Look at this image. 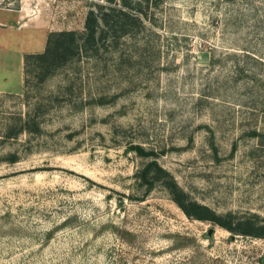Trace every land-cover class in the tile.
<instances>
[{"label": "rangeland", "instance_id": "374dc122", "mask_svg": "<svg viewBox=\"0 0 264 264\" xmlns=\"http://www.w3.org/2000/svg\"><path fill=\"white\" fill-rule=\"evenodd\" d=\"M125 1L140 4L145 31L51 76L31 64L23 88L16 51L42 53L51 32H84L96 4ZM0 9H25L33 26H0V84L18 92H0V264H262L264 239L188 217L139 172L156 158L190 200L264 221V143L251 135L264 134V0Z\"/></svg>", "mask_w": 264, "mask_h": 264}, {"label": "trees", "instance_id": "16d2710c", "mask_svg": "<svg viewBox=\"0 0 264 264\" xmlns=\"http://www.w3.org/2000/svg\"><path fill=\"white\" fill-rule=\"evenodd\" d=\"M139 5L137 3L135 9L126 1L123 6L112 2L96 4L87 14L84 32L74 30L51 32L42 53L28 54L25 57V86L27 71L31 64L37 63L40 66L41 77L51 76L71 61H76L84 55L97 58L105 50L119 48L122 38L137 36L145 31L147 23ZM30 130V123L26 121L21 125L20 133ZM251 135L259 137L260 144L264 143V134L258 131V128H255ZM5 137L14 136L7 134ZM133 149L142 156L156 155L154 151L146 152L141 145ZM6 159L15 163L18 156L11 154ZM139 178L149 192L156 184H163L173 195L174 201L190 218L211 220L232 233L264 239V221H258L253 217L235 219L232 215L220 216L208 206L190 200L173 175L164 169L156 158L142 168Z\"/></svg>", "mask_w": 264, "mask_h": 264}, {"label": "crops", "instance_id": "0c3cea01", "mask_svg": "<svg viewBox=\"0 0 264 264\" xmlns=\"http://www.w3.org/2000/svg\"><path fill=\"white\" fill-rule=\"evenodd\" d=\"M0 12H2V14H0V26H3V27H7V24L10 20L14 21L16 20L17 21V27H11V29L13 30H16L17 31V34L21 36V34H23L25 31L27 30H30V29H33L31 26L32 23L31 21H29V23L25 22L23 19L26 17V15H23L24 12H26L25 9H23L22 11H18V10H13V9H8V10H3V9H0ZM8 14V18L6 17L5 14ZM16 13H20V15H16ZM19 19V21H18ZM22 20L25 22V23H21ZM20 23V24H19ZM27 23V24H26ZM40 28H37L36 30H38ZM16 53L18 54V57H17V61H18V66L21 68V72H22V81H23V88L25 87V57L26 55H28V51L26 49H20L18 51H16ZM34 54V53H32ZM6 82L7 79H6ZM3 83V84H0V92H4V93H18L16 91H14L13 88L14 85H9L7 83Z\"/></svg>", "mask_w": 264, "mask_h": 264}, {"label": "water", "instance_id": "95a60500", "mask_svg": "<svg viewBox=\"0 0 264 264\" xmlns=\"http://www.w3.org/2000/svg\"><path fill=\"white\" fill-rule=\"evenodd\" d=\"M212 233H213V230H210V232H209V235L211 236V235H212Z\"/></svg>", "mask_w": 264, "mask_h": 264}]
</instances>
